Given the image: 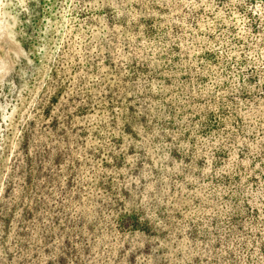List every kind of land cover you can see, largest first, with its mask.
<instances>
[{"label":"rangeland","instance_id":"1","mask_svg":"<svg viewBox=\"0 0 264 264\" xmlns=\"http://www.w3.org/2000/svg\"><path fill=\"white\" fill-rule=\"evenodd\" d=\"M0 25V264H264V0Z\"/></svg>","mask_w":264,"mask_h":264},{"label":"bare ground","instance_id":"2","mask_svg":"<svg viewBox=\"0 0 264 264\" xmlns=\"http://www.w3.org/2000/svg\"><path fill=\"white\" fill-rule=\"evenodd\" d=\"M5 25H6V24H5ZM1 26H2V25H0V28H1ZM5 28H6V27H5ZM7 47H8V46H7ZM13 51H14V50H13ZM5 76H6V74H4V72H2V71L0 70V81H2V80H4V79L6 80V77H5Z\"/></svg>","mask_w":264,"mask_h":264}]
</instances>
